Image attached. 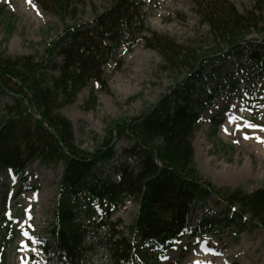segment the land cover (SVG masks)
<instances>
[{
    "label": "trees",
    "instance_id": "1",
    "mask_svg": "<svg viewBox=\"0 0 264 264\" xmlns=\"http://www.w3.org/2000/svg\"><path fill=\"white\" fill-rule=\"evenodd\" d=\"M190 1L199 22L208 26L205 48L150 29L140 0H108L85 22L76 20L74 0H34L63 22L62 32L39 61L31 54L0 52V94L10 98L0 109V172L20 173L36 160L45 166L62 165L52 221L45 231L43 264H155L153 254L191 233L189 214L210 195L224 205L228 215L221 220L226 225L234 222L242 231L248 224L264 231V186L249 192L214 185L194 161L192 138L200 112L214 102L219 89L203 100L189 96L190 87L200 90L191 84L202 81L200 74L218 54L238 52L253 31L264 36V0H255L243 12L230 0ZM140 40L160 55L163 69L176 73L172 94L136 116L111 120L96 147L81 148L61 108L91 81L107 91L104 65L122 45L130 48ZM247 61L261 66L262 56L253 50ZM173 95L181 103L170 114ZM94 101L91 93L86 102ZM114 139L132 142L121 157L136 162H120L116 181L97 177L99 165L115 156ZM127 196L137 211L125 236L118 222L110 220L109 209ZM92 202L104 210L84 223L78 212L81 206L89 212ZM221 220L204 219L209 226L202 223L197 229L209 230Z\"/></svg>",
    "mask_w": 264,
    "mask_h": 264
},
{
    "label": "rangeland",
    "instance_id": "2",
    "mask_svg": "<svg viewBox=\"0 0 264 264\" xmlns=\"http://www.w3.org/2000/svg\"><path fill=\"white\" fill-rule=\"evenodd\" d=\"M140 1L151 29L190 47L199 49L209 45L208 26L199 22L190 0ZM230 1L243 12L251 8L255 0ZM74 2L79 22L92 21L94 13L108 4V0ZM63 26L57 16L44 11L33 0H0V52L5 55L31 54L39 61ZM249 38L258 43L259 51L264 54L262 35L253 31ZM234 61L226 64L232 68ZM161 64L160 55L143 47L141 41L129 49L126 45L120 47L104 66L108 90L100 89L91 81L72 103L61 108L72 123L75 142L81 148L92 150L104 138L111 120L136 116L166 95L175 82L176 73L163 69ZM243 72L236 76L235 93L219 96L218 102L202 113L192 144L194 161L204 178L217 186L250 192L264 186V68L252 69L249 74L244 68ZM91 93L95 101L86 102ZM9 101L7 95L0 94V109ZM214 121L219 123L210 134ZM130 144L124 139L114 141L116 156L101 165L97 177L117 179L120 151ZM122 161L131 166L136 163L130 158ZM60 172L59 165L44 166L37 161L19 175L0 172V264L43 263L41 248L47 238L45 230L51 224ZM43 194L47 198L39 204L37 197ZM31 197L32 200L28 199ZM136 210V202L128 198L112 211L110 218L121 222L118 229L123 234L128 235L127 227ZM223 215L224 206L215 196H209L191 212L188 224L195 228L204 219ZM208 223L202 226L207 227ZM8 231H13L16 238L5 244ZM148 252L153 254L152 249ZM151 259L155 264H195L197 261L201 264H264V231L246 225L238 232L235 223L219 229L212 227L183 237L165 253L153 254Z\"/></svg>",
    "mask_w": 264,
    "mask_h": 264
},
{
    "label": "bare ground",
    "instance_id": "3",
    "mask_svg": "<svg viewBox=\"0 0 264 264\" xmlns=\"http://www.w3.org/2000/svg\"><path fill=\"white\" fill-rule=\"evenodd\" d=\"M46 196L43 194V195H41V196H39V198L37 197V200L39 201V204L41 203H43L45 200H46ZM28 199H33V197H31V198H28ZM195 264H201L199 261H197Z\"/></svg>",
    "mask_w": 264,
    "mask_h": 264
},
{
    "label": "snow or ice",
    "instance_id": "4",
    "mask_svg": "<svg viewBox=\"0 0 264 264\" xmlns=\"http://www.w3.org/2000/svg\"><path fill=\"white\" fill-rule=\"evenodd\" d=\"M29 2H30V0H29Z\"/></svg>",
    "mask_w": 264,
    "mask_h": 264
}]
</instances>
